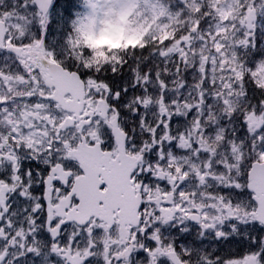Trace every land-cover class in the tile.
Segmentation results:
<instances>
[{"label": "snow or ice", "instance_id": "1", "mask_svg": "<svg viewBox=\"0 0 264 264\" xmlns=\"http://www.w3.org/2000/svg\"><path fill=\"white\" fill-rule=\"evenodd\" d=\"M0 264H264V0H0Z\"/></svg>", "mask_w": 264, "mask_h": 264}, {"label": "rangeland", "instance_id": "2", "mask_svg": "<svg viewBox=\"0 0 264 264\" xmlns=\"http://www.w3.org/2000/svg\"><path fill=\"white\" fill-rule=\"evenodd\" d=\"M74 3H78V0H73ZM118 42L117 43H110V47H115L117 46Z\"/></svg>", "mask_w": 264, "mask_h": 264}]
</instances>
